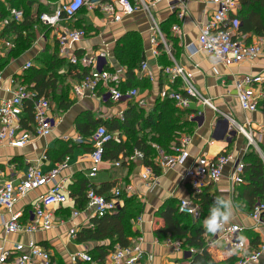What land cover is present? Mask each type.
Returning <instances> with one entry per match:
<instances>
[{
  "label": "crops",
  "instance_id": "crops-1",
  "mask_svg": "<svg viewBox=\"0 0 264 264\" xmlns=\"http://www.w3.org/2000/svg\"><path fill=\"white\" fill-rule=\"evenodd\" d=\"M208 1L168 0L152 7L153 16L165 38V45H153L151 43L153 34L150 30V20L142 12L125 18L118 25L110 24L93 13L88 14L86 25L92 31H88L87 39L76 44L73 51L81 54L92 51L104 52L107 55L106 66L118 68L120 66L116 56L118 42L127 34L136 33L143 41L144 60L142 63L147 62L149 64L153 80L143 78L138 73L139 69L134 71L138 86L127 87V89H139L140 97L135 101L124 100L119 104H113L108 95L103 92L104 94H100L97 98L76 100L72 108L66 112L58 111L55 104L51 102V114L58 121V125L50 137L35 138L23 149H0V182L10 181L15 186L20 183L32 166L39 163L42 171L47 173L52 171L65 157L71 158L69 168L60 175V180L64 181L65 184L67 201L63 205L48 209L53 214L55 222L53 230L38 232L33 235H6L3 229V221L8 219V215L0 208V256L5 252L13 256L19 252L16 249L18 246H22L26 250V246L30 242H34L38 248L50 253V264H89L79 260L78 255L85 253L92 258L91 252L100 244H78L76 237L72 238L70 232L77 230L78 233L82 228L89 227L91 220L95 218L92 212L87 210L85 202L84 205L81 203L88 190L93 188L98 192L103 184L110 183L115 185L106 194L107 197H110L116 188H124L130 185L133 187V193L129 196H137L144 206V212L141 214L143 225L139 229L134 222L133 229L139 232V237L135 242L139 238L142 239V247L148 256V264H170L171 262L183 261L185 260L184 253L177 252L170 244L156 239L154 231L163 224L158 212L170 201L179 203L182 199L193 198L189 186L184 182L185 171L199 157L205 155L209 158H215L221 152L232 156V160L225 169L223 177L213 187H209L207 192L215 197L223 196L232 201L233 214L227 221L228 223L244 222L248 228L254 226L246 215L248 212L235 206L236 193L230 191L229 183V177L235 163L237 159L242 157V153L246 149V142L242 137L234 138L231 141L227 137L228 123L213 110L196 102L191 103L190 111H192L193 116L191 119L194 126L192 134L189 135L191 139L188 148L190 159L183 167L166 171L160 170L159 175L157 174V184L151 189H148L141 180V175L144 173V166L141 161L128 163L123 156L115 162L105 160L96 178L89 179L92 147L88 142V136L92 131L88 135H83L77 130V124L86 121V119H90L91 122L104 121L108 123L118 120L122 124L125 114L130 112L133 107L135 112L142 114L143 117L151 114L156 115L160 111V104L166 100V92L168 90H181L180 81L171 83L163 73L164 68L178 65L192 74L197 89L206 98L211 99L219 111L230 114L239 122L249 120L253 124L258 135L261 136L259 145L264 152V114L243 113L240 110L234 88L236 79L246 75L264 74V8L254 6L247 10L239 0L238 10L230 16V32L234 39L243 44L259 46L262 53L255 61L227 68L216 65L206 53L198 49L200 28L209 20L215 9L208 4ZM173 5L176 6L175 10L171 9ZM36 11L37 5L32 9L33 14ZM246 13H250V15L253 13V23H260L258 30L255 26L249 31L244 30L242 23L237 18ZM180 14H182V18L179 16ZM174 27L178 29L177 32L173 31ZM3 30L4 28L0 25V70L5 77L3 85L0 86V100L9 98L13 94L9 78L15 76L24 82V65L32 63L33 67L38 69L37 58L41 57L48 47L53 50L56 46L54 34L50 33L43 38L38 37L33 46L21 56L12 57L11 51L5 48V39L2 38ZM189 46H194L196 52L190 51ZM154 50L157 52L156 56L153 55ZM65 62V66L59 73L66 75L67 83L73 87L81 79V76L66 60ZM129 80L127 72L124 85ZM30 105L27 103L24 106L23 114L20 117L22 129L28 131H31L33 125ZM134 131L137 137L141 138L143 132L149 134L151 129H145L142 121L136 125ZM112 133L115 136L114 142L123 144L128 142V135L123 131ZM79 138L82 143L77 142ZM220 142L226 146H217L216 143ZM155 148L157 150L158 147ZM135 152L136 150L133 151V153ZM118 162L121 166L116 167L115 164ZM49 188L45 187L31 192L17 204L16 211L22 214L23 224L33 222L37 200L45 195ZM82 188L85 189L82 190ZM202 211L201 221L197 223L205 230L203 222L209 213L205 214L203 208ZM76 212H78V216L74 217ZM252 232L259 237L264 235V229L253 230ZM204 236L212 237V233L207 232ZM209 250L219 261L231 257L227 250H225L226 256L215 251V246L210 247ZM12 256L9 258V263L12 262ZM262 264H264V259Z\"/></svg>",
  "mask_w": 264,
  "mask_h": 264
},
{
  "label": "built area",
  "instance_id": "built-area-1",
  "mask_svg": "<svg viewBox=\"0 0 264 264\" xmlns=\"http://www.w3.org/2000/svg\"><path fill=\"white\" fill-rule=\"evenodd\" d=\"M32 9L40 4L47 11L33 14L38 20V27H35L36 41L38 37L43 38L44 33L39 32L40 28H47L54 34L56 45L59 50V56L74 67L81 76V79L73 86V95L76 100L87 98H97L103 92L109 97L113 104H119L124 100L135 101L140 97L138 88L123 90L126 81L127 69L119 66L118 68H109L106 66L107 55L104 52L77 53L73 51L76 44L81 43L88 37V31L84 28H78L75 25L79 22L78 17L83 12L85 20L88 14L93 13L110 24L118 25L125 18L132 17L137 13H144L150 20V30L152 32L151 43L153 45H165L164 36L158 22L152 13V7L166 2L168 0H31ZM20 0H0L9 12V17L1 21L0 25L5 28L10 23H20L24 20L25 13L19 5ZM19 5V7L17 6ZM208 4L215 9L209 20L202 25L199 31L198 49L206 53L213 63L224 67H232L252 62L261 56L262 50L256 45H246L234 39L230 32V16L239 8V0H209ZM176 6L171 9L175 10ZM182 18V14L179 15ZM177 32V28H173ZM49 33V34H50ZM44 34V35H43ZM5 48L11 51L14 44L11 41L4 42ZM188 49L196 52L194 46ZM153 55H157L154 50ZM33 67L32 63H26L23 69L26 71ZM138 73L143 78L153 80V75L149 64L143 62L140 64ZM163 73L169 78L171 83L180 81L181 90H168L166 98L172 100L176 107L181 110H190L191 103H199L220 115L228 123L227 137L232 141L234 138L242 137L246 142V149L242 157L237 159L232 173L229 177L230 191L236 193V190L245 184L244 180V158L250 152L256 151L263 164L264 152L260 148L259 141L261 136L249 120L239 122L230 114L219 111L211 99L206 98L195 86L193 76L184 68L178 65H172L163 69ZM5 77L0 70V86L3 85ZM12 89V96L0 100V149L14 148L23 149L27 147L35 138L45 139L51 136L58 121L51 114V103L46 98H36L35 94L27 89L17 77L9 78ZM236 97L240 110L245 114H264V74L246 75L234 81ZM103 93V94H104ZM26 102L32 103L33 125L31 131L23 130L20 124V117ZM200 115V114H199ZM193 116L191 115L190 118ZM192 120V119H191ZM115 141V136L105 127H98L88 138L92 147L90 154L91 168L88 174L89 179L96 178L100 169L104 165V154L106 146ZM78 143L82 140L77 139ZM191 144L189 136H182L177 144L173 146L171 153H166L157 148L158 155L155 159L156 165L160 170H172L177 167H183L190 159L188 148ZM143 160V154L136 151L133 156L125 158V161ZM232 160V156L227 153H219L215 158H209L205 155L196 159L185 171L184 182L189 186L193 198L182 199L178 204V212L190 217L194 222L201 221L202 207L196 201L198 195L205 189L213 187L224 175V171ZM71 158L58 163L50 172H43L38 163L26 172L20 183L15 186L10 181L0 182V208L3 209L8 219L3 221V229L6 235L27 234L33 235L38 232H49L55 228L53 214L48 210L53 206H60L66 203L64 181L60 180V175L69 168ZM116 167L121 166L118 162ZM157 174L152 167H144V173L141 180L148 189L157 184ZM50 187L48 192L39 197L34 208V220L32 223L23 224L22 214L16 211L17 204L29 193L38 189ZM133 193V187L130 185L124 188H116L112 191L110 197H105L90 188L86 194L87 210L91 211L94 217L103 218L106 215L116 212L123 205V195ZM247 217L253 222L254 226L246 227L244 222L224 223L223 228L212 237L206 238L208 248L215 246L222 241L226 245L231 257H236L235 264H262L264 259V235L260 236L257 249L248 251V241L243 237L247 231H259L264 229V203H259L253 212L246 213ZM78 216V212L74 217ZM140 229L143 225L140 216L135 221ZM70 236L75 238L77 230H72ZM166 243L173 246L177 252L184 253L185 260L172 262L171 264H191V258L199 251L191 248L184 250L179 242L166 240ZM19 252L13 256L5 252L0 256V264H50L51 255L48 251L42 250L34 242L26 246L16 248ZM12 256V262L9 258ZM78 259L82 262L94 264L92 258L80 253ZM104 264H148V256L142 247V239H138L129 248H120L117 246L114 252L107 257Z\"/></svg>",
  "mask_w": 264,
  "mask_h": 264
},
{
  "label": "trees",
  "instance_id": "trees-1",
  "mask_svg": "<svg viewBox=\"0 0 264 264\" xmlns=\"http://www.w3.org/2000/svg\"><path fill=\"white\" fill-rule=\"evenodd\" d=\"M241 2L247 10H249V7L254 6L264 8V0H241ZM32 4L31 0H20L19 5L25 13L24 20L20 23L12 22L3 30L2 38L14 44V48L10 52L12 57L21 56L36 41L35 27H38L39 24L33 16ZM19 5L17 4L18 7ZM45 11H47L46 8L40 4L37 14L39 15ZM252 16L253 13L251 15L246 13L237 18L246 31L253 29V26L258 30L260 23L254 24ZM8 17L9 12L4 4L0 3V23ZM78 24L75 26L88 31L87 27ZM39 32L44 33L45 36L50 33L47 28L42 27ZM116 56L120 66L127 69L128 80L130 79L123 86V90H128L127 87H137L134 71L139 69L144 60L141 37L136 33H130L122 37L116 47ZM37 63L38 69L31 67L24 72V82L22 83L36 95V98H46L50 103H54L58 111L66 112L70 110L76 103V99L73 95V87L67 83L66 75L59 73L66 62L59 56L57 45L53 50L48 47L46 52L37 58ZM27 103L32 105L31 102H26L25 106ZM31 105L29 108L32 110ZM191 115L192 111L181 110L176 107L172 100L166 98L160 104V111L156 115L151 114L143 117L142 114L136 113L133 107L130 112L128 111L125 114L122 124L118 120L108 123L104 121L91 122L90 119H86V121L77 124V130L83 135H88L92 131L88 138L100 126L105 127L109 132L123 131L128 135V142L126 144L116 142L108 144L104 161L111 160L115 162L121 156L124 158L131 157L134 154L133 151L136 150L143 154L141 164L144 167H152L154 173L159 175L160 169L155 163L158 155L155 147L166 153H171L179 138L192 134L194 124L190 118ZM142 121L144 128L151 129V132L149 134L143 132L141 138H138L134 130L136 125ZM244 163L243 177L245 184L237 189L234 203L242 211L253 212L259 203H264V164L259 154L254 150H250L245 156ZM114 185L105 183L98 193L107 197L106 194L112 190ZM84 189L82 188V190ZM208 189L195 197L196 201L205 210V214L210 212V208L216 199L215 196L207 192ZM86 194L81 203L84 205L85 202L87 207ZM122 201V207L116 212L103 218H93L89 227H84L77 233L76 242L78 244H100L91 252L94 264H104L106 258L114 252L116 246L129 248L139 237V232L133 229V223L143 214L144 206L135 195H123ZM178 204V202L170 201L159 210L158 216L163 224L154 231L156 239L161 242L168 239L179 242L184 250L197 249L199 252L192 256L191 264H235L236 257H229L221 261L215 259L206 243L204 235L207 234V231L202 229L190 217L181 215L178 212ZM80 208L83 207L80 206ZM243 237L248 241L249 252L257 249L260 239L257 234L247 231L243 234Z\"/></svg>",
  "mask_w": 264,
  "mask_h": 264
},
{
  "label": "clouds",
  "instance_id": "clouds-1",
  "mask_svg": "<svg viewBox=\"0 0 264 264\" xmlns=\"http://www.w3.org/2000/svg\"><path fill=\"white\" fill-rule=\"evenodd\" d=\"M233 214V203L223 196L216 197L210 208L208 217L203 222V227L209 233L215 234L223 228Z\"/></svg>",
  "mask_w": 264,
  "mask_h": 264
},
{
  "label": "rangeland",
  "instance_id": "rangeland-1",
  "mask_svg": "<svg viewBox=\"0 0 264 264\" xmlns=\"http://www.w3.org/2000/svg\"><path fill=\"white\" fill-rule=\"evenodd\" d=\"M78 19H79V24L78 25H86L87 23H86V20H85V13L83 12L82 14H80V16L78 17ZM86 27H87V25H86ZM88 28V31L89 32H91L92 30H90V28L89 27H87ZM217 144V146H222V147H224V146H226L224 143H222V142H220V143H216ZM209 237V236H208ZM206 238H207V236H206ZM210 239H211V237H210ZM225 248H226V245H225V243L224 242H222V241H220V242H218V243H216L215 244V251H217L218 253H222L223 254V256H226V254H225ZM172 263V262H171ZM170 263V264H171Z\"/></svg>",
  "mask_w": 264,
  "mask_h": 264
}]
</instances>
